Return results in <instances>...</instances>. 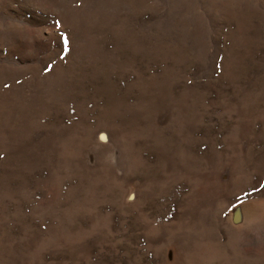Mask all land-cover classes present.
I'll return each mask as SVG.
<instances>
[{
    "label": "rangeland",
    "instance_id": "rangeland-1",
    "mask_svg": "<svg viewBox=\"0 0 264 264\" xmlns=\"http://www.w3.org/2000/svg\"><path fill=\"white\" fill-rule=\"evenodd\" d=\"M0 264H264V0H0Z\"/></svg>",
    "mask_w": 264,
    "mask_h": 264
}]
</instances>
